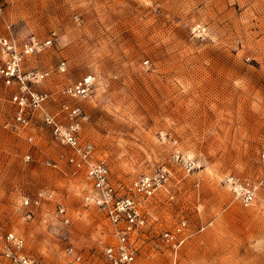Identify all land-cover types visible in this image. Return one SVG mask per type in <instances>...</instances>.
Segmentation results:
<instances>
[{
	"label": "rangeland",
	"instance_id": "374dc122",
	"mask_svg": "<svg viewBox=\"0 0 264 264\" xmlns=\"http://www.w3.org/2000/svg\"><path fill=\"white\" fill-rule=\"evenodd\" d=\"M31 39L51 40L21 63L45 74L32 90L63 125L62 104L80 109V142L120 194L143 175L169 174L138 200L135 264H264V0H0V61L2 41L18 49ZM87 76L86 98L62 94ZM14 92L0 78V245L13 232L40 264H69L70 248L110 264L113 229L85 204L84 172L40 112L17 124ZM233 176L258 183L252 206L225 185ZM39 194L51 198L22 207ZM166 233L182 244L172 249ZM0 264H12L1 250Z\"/></svg>",
	"mask_w": 264,
	"mask_h": 264
},
{
	"label": "built area",
	"instance_id": "2783aa9c",
	"mask_svg": "<svg viewBox=\"0 0 264 264\" xmlns=\"http://www.w3.org/2000/svg\"><path fill=\"white\" fill-rule=\"evenodd\" d=\"M5 59L0 61V78L8 87H15L11 96V102L18 108L16 122L20 126H27L29 117L35 112H40L42 122L49 128L54 139L71 151L67 162L78 172H84L90 184L89 192L83 197L87 206L99 210L113 229V236L116 244L105 250V258L110 264H135L136 249L133 241L138 231L144 226V218L140 213L138 200L150 198L158 189L164 186L168 180L166 169H158L151 174L143 175L136 179L129 189V193L120 194L110 181L109 168L103 160L94 158V147L91 143H81L79 139L81 121L83 116L78 107H71L67 104L60 106V112L66 117L68 123L61 124L55 115L49 113L45 106L48 102L46 94L32 90L31 85L41 80L45 74L36 72H22L21 63L24 57L41 48L49 46L51 40L38 42L36 39L24 43L18 49L15 45L2 41ZM63 65L60 71H63ZM95 82L91 76L84 77L73 87L64 89L63 95L71 97L86 98ZM9 125H6L7 128ZM28 159V157H26ZM26 159V160H27ZM178 159V156L176 157ZM49 165V164H48ZM50 166V165H49ZM53 167H55L53 165ZM225 185L231 190L235 198L240 201L243 207H250L257 198L258 183L237 177H228ZM50 194H39L34 199L23 198L22 207L28 209L37 207L43 199H50ZM57 213L60 219L67 224L68 217L63 207H58ZM28 212L26 218L30 219ZM178 228L176 233L181 232ZM166 243L176 249L182 244V240H175L174 236L166 233L163 235ZM1 254L12 264H40L25 252L24 240L13 232H6L1 239ZM71 255L69 264H88L79 254L73 253L70 248L67 251ZM170 264H176L172 260Z\"/></svg>",
	"mask_w": 264,
	"mask_h": 264
}]
</instances>
